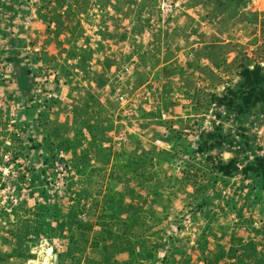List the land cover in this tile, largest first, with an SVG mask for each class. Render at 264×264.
<instances>
[{"label": "rangeland", "instance_id": "374dc122", "mask_svg": "<svg viewBox=\"0 0 264 264\" xmlns=\"http://www.w3.org/2000/svg\"><path fill=\"white\" fill-rule=\"evenodd\" d=\"M256 64L264 0H0V264H264Z\"/></svg>", "mask_w": 264, "mask_h": 264}, {"label": "trees", "instance_id": "16d2710c", "mask_svg": "<svg viewBox=\"0 0 264 264\" xmlns=\"http://www.w3.org/2000/svg\"><path fill=\"white\" fill-rule=\"evenodd\" d=\"M242 76H244V81L242 82L240 89L237 90L240 96V100H234V98H230L228 103L232 105L233 110H237V115L246 113L249 109L257 106L260 102H264V68L261 64H256L253 69L248 66H245L242 71ZM233 92V90H231ZM228 95H225L227 97ZM220 98V97H218ZM220 100V99H219ZM222 99L221 101H223ZM211 137L216 136L215 134H209ZM205 134H202L204 137ZM202 139H200L201 141ZM208 140H205L204 143H200L198 147V152L203 153L207 152V143ZM187 143V141H186ZM178 144V143H177ZM182 144V143H181ZM189 144V143H188ZM211 148L215 147V143L210 144ZM191 147V146H190ZM188 146V148H190ZM193 155L195 151H192ZM209 157V156H208ZM210 159V158H209ZM215 170L220 173L225 174L226 176L232 175L235 171L240 170L246 176L253 178V186L258 187L259 189L264 188V154L257 155L254 160L246 163L241 169L237 163V159L232 158L227 163H225L222 159H219L216 165L214 166ZM126 206L129 209H132L133 204H127ZM125 206V207H126ZM115 236H117L115 234ZM117 239L119 241L127 240L129 243L133 242L130 235L126 233L123 236H118ZM233 250V255L231 257L235 258L234 264H241L244 261L243 257H239L241 254H247L246 251L238 254V249ZM223 255V254H222ZM237 256V257H236Z\"/></svg>", "mask_w": 264, "mask_h": 264}, {"label": "built area", "instance_id": "2783aa9c", "mask_svg": "<svg viewBox=\"0 0 264 264\" xmlns=\"http://www.w3.org/2000/svg\"><path fill=\"white\" fill-rule=\"evenodd\" d=\"M168 2V5H170L171 8L174 7V5H179L184 0H166Z\"/></svg>", "mask_w": 264, "mask_h": 264}, {"label": "water", "instance_id": "95a60500", "mask_svg": "<svg viewBox=\"0 0 264 264\" xmlns=\"http://www.w3.org/2000/svg\"><path fill=\"white\" fill-rule=\"evenodd\" d=\"M58 257V255L57 254H54V260L51 262V264H56V261H57V258Z\"/></svg>", "mask_w": 264, "mask_h": 264}]
</instances>
